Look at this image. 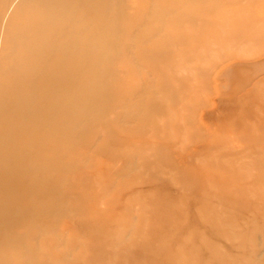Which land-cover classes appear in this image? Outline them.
I'll return each mask as SVG.
<instances>
[{
	"label": "rangeland",
	"instance_id": "rangeland-1",
	"mask_svg": "<svg viewBox=\"0 0 264 264\" xmlns=\"http://www.w3.org/2000/svg\"><path fill=\"white\" fill-rule=\"evenodd\" d=\"M52 1L0 0V264H264V0Z\"/></svg>",
	"mask_w": 264,
	"mask_h": 264
},
{
	"label": "bare ground",
	"instance_id": "bare-ground-1",
	"mask_svg": "<svg viewBox=\"0 0 264 264\" xmlns=\"http://www.w3.org/2000/svg\"><path fill=\"white\" fill-rule=\"evenodd\" d=\"M28 2H29V0H27ZM49 1H51V2H53L52 0H49ZM69 1V0H68ZM112 1V0H111ZM117 1H119V0H117ZM27 3V2H26ZM99 5H100V3H98ZM65 6V5H64ZM100 15V13H96V16H99ZM88 20V19H87ZM95 20H96V22H98V17L97 18H95ZM113 28V27H112ZM121 30L123 31V32H125L127 29L126 28H121ZM116 31V30H115ZM35 42V41H34ZM45 42V41H44ZM46 43V42H45ZM35 45H42L40 42H35L34 43ZM64 47H65V51L63 52V56L64 57H66V56H68L69 55V53H71V51H72V48H73V44L72 43H70L69 41H64L63 40V44H62ZM95 48H97V47H95V45L93 44V51L92 52H94L95 51ZM71 50V51H70ZM21 56H23V54H20ZM96 55V54H95ZM30 78H32V77H29V79H27V80H30ZM37 80V79H36ZM37 82H40V84L42 85V86H44V84H46V76H43V77H38V80H37ZM42 86H40V87H42ZM36 91V90H35ZM35 91H33L32 90V95H30L29 94V100L30 101H33V98L36 96V94H37V92H35ZM19 102H20V100H19ZM25 119H26V122H25V126L28 124V126H29V122H31V121H34V119L32 118V116L31 115H26L25 117H24ZM7 132V133H6ZM8 135H9V133H8V131H0V138H2V140L0 141V145H5V143L8 141V139H7V137H8ZM2 152H3V148L2 147H0V161L2 160ZM27 256V255H26ZM32 256V255H31ZM28 257V256H27ZM33 258V257H32ZM30 264V263H29Z\"/></svg>",
	"mask_w": 264,
	"mask_h": 264
}]
</instances>
